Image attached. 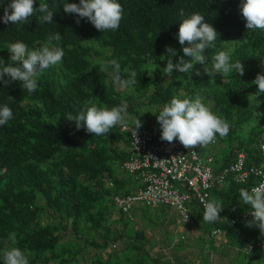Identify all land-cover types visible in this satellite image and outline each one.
<instances>
[{
	"label": "trees",
	"instance_id": "trees-1",
	"mask_svg": "<svg viewBox=\"0 0 264 264\" xmlns=\"http://www.w3.org/2000/svg\"><path fill=\"white\" fill-rule=\"evenodd\" d=\"M10 2L0 0V18ZM79 2L35 0L37 8L49 3L54 12L52 23H41L39 13L26 24H5L0 19V59L5 66L10 63L7 48L12 43L23 42L32 50L46 46L48 36L56 32L61 34L58 44L65 53L62 63L38 77L34 93H28L19 81L0 83V107L7 105L13 112V119L0 126V264L3 251L11 247L28 254L29 264H163L152 251L155 241L145 231L150 224L173 222L166 215L172 207H151L154 213L150 215L145 211L148 205H134L127 214L112 199L115 194L134 191L139 184L136 174L122 166L132 155L126 131L118 125L108 135L95 136L84 128L77 130L64 117L69 112L79 114L85 102L111 109L126 100L133 122L138 118L145 121L139 129L159 130L156 139L161 137L160 125L147 126L155 113L173 97L194 99L199 95L230 126L226 137L217 135L216 154L201 155L212 156V170L230 163L236 152L243 153L245 166H259L264 93L257 96L258 86L252 81L258 74L264 75V30L246 29L240 11L244 0H118L123 8L120 27L102 33L87 18L77 24L75 14L64 12V4ZM197 12L218 33L214 47L204 53L209 75L201 64H195L192 73L174 69L171 76L163 74L166 46L176 50L172 59L178 62L184 55L182 47L188 46L178 41L180 22ZM220 51L228 52L232 63L241 61L243 76L234 71L226 76L212 74L213 57ZM112 59L121 64L124 78V68L137 72L133 88L116 89L110 85L109 74L99 70L102 61ZM11 63L13 67L19 64ZM145 65L148 70L144 71ZM128 125L134 123L128 121ZM224 144L229 146L227 151L222 150ZM254 182L252 177L238 182L227 174L221 185L213 184L209 198L217 193L224 209L222 220L209 224L239 234L240 215L250 208L241 204L239 190H249ZM185 205L197 208L203 219L194 199ZM113 206L118 215L111 227L108 221ZM141 217L148 223L142 225ZM232 218L237 219L235 224H227ZM251 230L258 237L241 232L243 238H238L244 246H251L250 254L257 259L262 252L255 242L264 235L255 225ZM11 233L16 235L15 243ZM166 233L173 235L162 233L160 255L178 243L172 244Z\"/></svg>",
	"mask_w": 264,
	"mask_h": 264
},
{
	"label": "clouds",
	"instance_id": "clouds-1",
	"mask_svg": "<svg viewBox=\"0 0 264 264\" xmlns=\"http://www.w3.org/2000/svg\"><path fill=\"white\" fill-rule=\"evenodd\" d=\"M34 4L35 0H11L4 8V15L0 19L5 24L10 22L16 25L26 24L30 23V18L34 14L39 13L41 23H52L54 12L49 3H40L38 8L34 7ZM63 10L65 13L75 14L77 24L80 23V19L87 18L102 33L109 30L117 31L123 17V8L118 0H80L79 4H64ZM240 11L246 21L245 26L248 31L264 30V0H244L240 5ZM180 15H184L183 10ZM217 37L218 33L215 28L211 23L205 22L204 16L199 12L183 19L180 22L177 38L181 46H184L185 42L188 46L182 47L184 55L175 63L172 57L177 55L176 50L166 46L168 59L162 73L171 76L174 69L181 73H192L193 66L201 64L204 65L205 72L209 75V68L206 65L207 58L204 53L206 49L214 47ZM61 39L59 32L50 34L46 46L32 50L23 42L12 43L7 48L11 53L10 63L5 66L3 59H0V83L8 85L13 81H19L23 89L30 94L34 93L38 87V77L48 69L62 63L65 53L58 44ZM184 57L190 59L186 60ZM11 62H19V64L13 67ZM99 70L109 74L114 87L131 89L137 83V72L130 68H124L123 73L127 74V78H124L121 64L116 59L102 61ZM145 70H148L147 65H145ZM211 71L213 75L219 73L221 76H226L233 71L240 76L244 75L241 61L230 62L229 53L225 51H220L213 57ZM195 75L199 76L200 72L197 70ZM252 83L258 86L257 96L264 93V75L258 74ZM12 99L9 96V100ZM89 104L90 102H85L83 111L76 115L69 112L64 119L73 122L77 130L84 128L95 136L108 135L111 129L118 125L128 126L130 116L127 112L126 100H122L119 106H114L111 109L96 105L89 106ZM156 118L162 129L161 140L172 143L178 139L189 150L196 146L206 147L210 143H215L217 135L224 138L230 131L229 124L202 103V98L199 95L194 99L173 97L170 103L158 111ZM12 119V109L7 105L0 107V126H4ZM141 126L142 122L139 118L136 119L132 130V137L135 139L137 130ZM239 197L242 205H248L252 209V220L247 222L246 226L255 225L264 235V183L252 187L250 190L241 188ZM202 203L204 207L202 221L205 223L219 221L220 212L224 209L222 202L214 200L202 201ZM10 239L13 243L16 242L15 233L10 234ZM2 264H29L28 254L19 247L5 249L2 253Z\"/></svg>",
	"mask_w": 264,
	"mask_h": 264
},
{
	"label": "built area",
	"instance_id": "built-area-1",
	"mask_svg": "<svg viewBox=\"0 0 264 264\" xmlns=\"http://www.w3.org/2000/svg\"><path fill=\"white\" fill-rule=\"evenodd\" d=\"M134 126H119L126 131L132 155L123 162L124 170L135 173L139 181L137 188L129 193L113 196V202L122 212L129 214L130 208L137 202L150 207L168 205L172 207L183 221L189 220V209L185 205L194 199L203 213V202H208L210 189L213 184L221 185L227 174L238 182H244L252 177L255 182L252 187L264 183V139L258 142L262 162L259 166H245L243 153L236 152L234 159L221 168L213 171L212 156L202 157L195 148L186 149L179 140L172 143L155 138L158 129H138L137 141L132 137ZM162 132V130H161ZM214 143H210L212 145ZM251 208L241 213L242 219L252 220ZM187 218V219H186ZM222 220V218H220ZM236 218L227 224L233 225ZM219 229L213 227L211 235H216ZM264 257V236L255 242ZM248 248H251L248 245Z\"/></svg>",
	"mask_w": 264,
	"mask_h": 264
},
{
	"label": "crops",
	"instance_id": "crops-1",
	"mask_svg": "<svg viewBox=\"0 0 264 264\" xmlns=\"http://www.w3.org/2000/svg\"><path fill=\"white\" fill-rule=\"evenodd\" d=\"M261 164V162H260ZM190 213H189V220L188 221H183L181 220V218L178 216L177 217V222L179 221L182 224H185L184 229H179L178 231H174V238L177 236V239L175 238V241H171L172 244L176 243V241H181L184 242V239H187L185 234L187 235V237L190 238L191 242H193V244H195L194 242L198 243V246H195L196 251H195V257L192 259L194 264H197L198 258L203 255L202 253H207L208 255L210 254L206 245L204 244V237L207 238V240L209 242H211L212 245H214L215 247L217 246L216 250L220 247L221 249H224L225 252H222L221 254L219 253L218 257L215 259V263L216 264H227V260L229 259H238V256H244V260H245V264H264V257L261 255V257L259 258H252L249 248L247 246H244L243 244H241V239L243 238L242 233L247 236H253L254 239L256 237H258V232L252 231L251 227H249L248 229H242L240 224L239 226H237L239 228V230L242 232H240L239 234H231V232L228 231V229H221L218 227L219 231L216 235H211L210 231L211 229L214 227L210 224V228H208V226L202 221V219H200V214L196 211L194 212V209L189 208ZM199 214V215H198ZM198 216L197 219H195L194 217ZM179 223L180 226H182ZM239 223V222H238ZM177 227V225H176ZM217 228V227H215ZM147 230V229H146ZM162 233L165 232V229L163 228V230H161ZM252 231V233H251ZM159 232V230H158ZM180 233V234H179ZM191 233V234H189ZM161 233H159L160 235ZM178 234V235H177ZM162 237H160V243L163 242L164 240V234H161ZM238 237H240L241 239H239ZM186 241V240H185ZM243 243V242H242ZM192 244V243H191ZM200 244V245H199ZM210 245V244H209ZM155 247V246H154ZM156 249L153 248V252L158 256H160V260H162L161 262L163 264H180L181 262L184 263L187 259H183L182 256L180 258V256H177L178 254H172L175 250L173 249H169V250H165V256L162 254L160 255L161 251H163L164 249L161 247L159 248L158 245H156L155 247ZM194 248V247H193ZM167 249V248H165ZM171 252V253H170ZM162 256V257H161ZM243 263V264H244Z\"/></svg>",
	"mask_w": 264,
	"mask_h": 264
},
{
	"label": "rangeland",
	"instance_id": "rangeland-1",
	"mask_svg": "<svg viewBox=\"0 0 264 264\" xmlns=\"http://www.w3.org/2000/svg\"><path fill=\"white\" fill-rule=\"evenodd\" d=\"M110 85H112V83H110ZM115 88L116 89H121L119 87H115ZM156 113H155V116L153 117V119L151 121V125H147L148 128H151L154 125H157L158 124L157 118H156V116L158 115V112H156ZM129 122L130 123H135V122H133V119H131V118L129 119ZM144 122L145 121H142V124ZM222 146L224 148V149L222 148L223 151H227V148H229V146L227 144H224ZM217 147H218V143L212 144V145H208L206 147L196 146L195 149L198 152H200L201 155H206V154H208L210 152L216 154ZM214 200H220V199H219V196L217 195V193L212 192L211 193V197L209 198V201H214ZM134 205L138 206V205H141V204L137 202ZM112 210L113 211L111 212V216H110V219L108 221L110 223L111 227H112L111 220L112 219H115L117 217V215H118L117 214L118 213V210L114 206L112 207ZM145 211H146L147 214H150V215H152L154 213V209H152L149 206H147V208L145 209ZM196 211L198 212V209L197 208L194 209V212H196ZM166 215L170 219H172L173 222H170V223L165 222V224H159V225H152V224H150V225H147V227H146L147 230L145 232H146L147 236H150V240L155 241V247H156V245H158V247L160 248V245H159L160 244V237H162L161 236V234H162V231L161 230H163V228L165 229L166 232L173 233L174 231H178L179 229H182V228L184 229V227H185V224H182L179 221L177 222L178 214L175 212V210L173 208H169L168 214H166ZM140 221H141L140 223L142 225L148 223L146 220H143V217L140 218ZM247 222H249L248 219H243V220L241 219L239 221V224H240V226H241L242 229H248L249 228L248 226H246V223ZM179 223L182 226H180ZM176 225H177V227H176ZM206 225L208 226V228H210V224L209 223L206 224ZM158 230H159V232H158ZM159 233H161V234L159 235ZM189 234H191V233H189ZM166 235H168V237H170L172 239V241H175V238L177 239V236L174 238V234L173 235L171 234L169 236V233H166ZM185 236H186L187 239H184V242L178 241V243L174 247L175 248L174 249L175 251L172 254H175L176 255V253H177L178 254L177 256H180V258L182 256V258L184 260L188 258V260H186L184 263L181 262L180 264H194V262H193L192 259L195 257V255H194L195 254V251H196L195 246H198V243L194 242L196 245L193 244V242H191L190 238L187 237L186 234H185ZM204 242H205L204 244L206 245V247H207V249H208V251H209L210 254L208 255L207 253H202L203 255H201L198 258L197 264H216L215 263V259L218 257L219 253L221 254L222 252H225L224 249H221L219 247L216 250L217 246L215 247L214 245H212L211 242H209L207 240V238H205V237H204ZM192 245H195V246H192ZM155 247H154V249H156ZM165 250L167 251V249H165ZM102 253H104V252H102ZM162 254H164V253H162ZM226 262H227V264H243L245 262V260H244V256H240L239 255L238 256V259H232V260L229 259Z\"/></svg>",
	"mask_w": 264,
	"mask_h": 264
}]
</instances>
